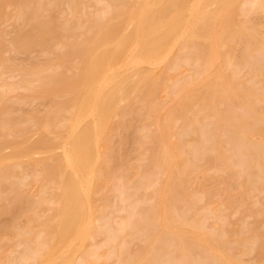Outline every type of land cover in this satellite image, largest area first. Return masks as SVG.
<instances>
[{"label":"bare ground","instance_id":"6f19581e","mask_svg":"<svg viewBox=\"0 0 264 264\" xmlns=\"http://www.w3.org/2000/svg\"><path fill=\"white\" fill-rule=\"evenodd\" d=\"M238 5H241L242 8L246 7V6L249 7V11H246L247 9L242 10V8H238L239 10H241L240 13H244V15H243V17H244L247 13H249V12L251 13L254 10H260V11L263 10L264 9V0H0V20H2V19L5 20V18H7L9 16H10V19H11V17H13L15 20L14 21L15 23L12 24L13 26L14 25L15 26L13 27V31H12L13 41H11L12 45H14L15 48H17L19 51H21L23 53H29L28 55H26L27 58H28V56L30 57V55H31L32 60H33L34 54L32 53L33 54V56H32V54H30V52H32L36 49H39V51H43L45 53L44 54L42 52L43 57H45V56H47L46 52L53 48V46H54L53 44H55V45L60 44V49L58 52L59 65H64V64L68 65L67 63L73 62L72 64L74 65V69L77 71L76 73H74L71 76L60 77V78L56 77L55 75H51L49 72V74H47L46 76L40 77V79L35 80V81L40 82L39 83L41 85L40 90H42L43 92H45V91L47 92L48 90L57 91L58 93L65 95L67 98L65 101H62L59 104V106L56 108V110L52 111V116L50 117V122H49V124L51 126H58V125L60 126V124L63 121H66V123L63 125L64 130H62L64 138H65V143H64L63 149L60 148V150L62 149V151H63L61 156L54 157L55 159L53 160L52 163H43V166L45 167L47 172L50 173L51 178H52L54 185H55L53 187V190L51 191L52 192L51 198L52 199L56 198V201H55V199H54V201L57 202L56 207L54 208L55 209V215L53 217L47 218L44 222L41 223V227L43 230L41 231L40 235L38 234L36 239H34L31 242H25L23 251L20 253V255L17 258L15 257V259H14V261L17 264H21V263H23V264L24 263H28V264H30V263H33V264H107V261L113 257L116 258V260H115L116 263L114 262V264H117L118 262L122 263V264H157V263L159 264V261H161L160 264L161 263L162 264H227L230 262H231V264H235L234 261H232V260L230 261V259L227 260L223 256L215 257V258H213V260H211V258H209V260L211 262L207 263L208 258L205 259V258H201L197 255L195 256L193 254V252H194L193 249H196V248H191L192 245H191V247H189L187 242L184 241V239L178 238V239L174 240L171 237L175 233V229H174L175 227L180 228V229H178V231L179 230L187 231L185 229V227L187 228L189 226L191 228L193 222L188 219L187 214H186L188 212L184 213V212H181V210L179 211L180 213L175 217H170V218L166 217L167 214L165 213L164 205H165V194H166L165 192H167L168 190L164 191L163 190L164 186L163 187L161 186L160 191H158V194H160L161 208L159 209L158 215L156 213L157 218H153V217L147 218V216L145 214V216H146L145 218L138 217V219L135 220L136 217H134L133 212L135 209L134 206H136L137 204L134 202L133 204H135V205L133 206V204L131 202H129L130 198L134 197L135 196L134 194L137 191H139L141 189L145 190L151 184L153 185V184L157 183L156 177L158 176V172H159L158 169H160L162 167V162H163V161L161 162V160L160 161L157 160L159 157L157 159H154V161L152 162L153 166L151 169H148V167H147V170L144 171V173L141 175V177L137 178V181L134 184H132V185L128 184V186L124 185V183L122 182V178H124V176L126 174L125 175L123 174L124 176L121 175V178H120V174H118L122 170L120 167L123 168V166H120L119 168L116 167L117 168L116 174H118V176L116 175V177L117 178L119 177V178H118V180L115 181V184L120 183L119 184L120 186L117 185V186H119L117 188L119 194L116 192V189H115V187H117L116 185H113L114 187L112 186L111 188H114V190L113 189L112 190L117 193L118 198L115 197V199H117V200L119 199V201H120L119 203L118 202L117 203L123 204V205L120 204V205H122V207L117 206L118 210L121 207L120 210H122V211L124 210V213L126 212L125 213L126 215L121 220L119 218L118 220H120V221L118 223L113 222L114 226L111 224V220L109 218L110 216H107L109 214L98 215L96 213L95 204H94L95 199L92 197V193H93V187L92 186L94 184L93 183L94 179L97 177L98 174H103V173L108 174V171H107L108 164H106L107 158H105V156L103 155V153L100 149L101 144H102V140H103L104 128L109 127V125L111 124L110 123L111 116H113L115 114H121L122 109H121L119 104H121L125 98L127 99L128 98L127 96H130L127 94H131L136 89H137L136 91L140 90L143 93V95L146 93V88H147L146 77L147 76H145V77L141 76L142 77L141 78L140 75L141 74L143 75V73H138L139 76H137V72H139L140 68H148L150 66L155 67V65H157V67H158V65H160V63L168 61L173 55H175V53H176V55L174 56V59L171 62L172 71H173V68L176 71V68L178 69L180 64L188 67V66H191L195 62L194 65H196V60L199 57H205L206 63H209V64L204 65V66H209L213 63H216V61L220 58L219 54H218V47L220 45H222L221 43H222L226 33H228L227 43L233 42L235 36L238 39H240L239 42L235 43L236 46L240 45L239 43H241V41L243 42L246 35H248L246 33L247 30L245 27L240 29L241 24L238 27L239 28L238 31H233L232 33H229V31L227 30V23L231 17L232 12L237 10ZM9 6H12L14 8V11L12 14H9L6 11V8ZM96 6H100L99 11H96V10L91 11V12L88 11V9L91 10V7H94L93 9H97ZM84 8H88V9L84 10ZM63 13H66V14L68 13V15L71 14V17H72V19L70 20V25L67 27L66 26H60L61 23L59 25L57 22V18H58L57 16L60 14H63ZM255 15H257V14H255ZM80 20H82V21H80ZM0 22L2 24V21H0ZM62 24H64V23L62 22ZM9 33H11V32H9ZM4 35H5V33H3V37H4ZM1 37H2V35H1ZM76 37H79V40L75 39ZM3 39L0 38V52L3 49V46H2V40ZM5 39H6V37H5ZM241 39H243V40H241ZM235 41H237V40H235ZM11 43L9 45H11ZM12 45H11V47H13ZM250 46H251L250 43L247 42L245 39V44L243 45V47L241 48L239 53H238V51H239L238 49L236 52V49L234 47H231V48H234L235 52L237 53L235 60H233V58H231L232 62L235 61V63L232 65V68L234 67V69H233V71H234L241 66L246 67L250 73V76H251L250 78L253 79L256 76H258V78H260L259 76H264V73L262 72V68L264 67V34L261 37V39L258 38L254 42L253 50L251 53L249 52ZM54 47H56V46H54ZM236 48H238V47H236ZM226 50H227V48L225 49V51ZM11 54H14V53H11ZM18 54L19 53L17 52V55ZM17 55L15 57H17ZM42 55H40V53H39L35 57H37L39 59V57H42ZM11 56L14 57V55H11ZM6 57H7V55L5 56V58ZM15 57H14V61H16V63H17L18 60H16ZM226 57L227 56H224L225 60H226ZM230 57H231V55H230ZM232 57H233V55H232ZM0 58H2V56ZM27 58H26V60L31 59V58L30 59H27ZM20 59H21V57H20ZM20 59H19V62L21 61ZM22 59H24V58L22 57ZM36 59L34 58L33 61H35ZM12 60L13 59H10V61H12ZM23 61H25V59ZM1 62H0V64H1ZM226 65H228L227 68L231 66V64L228 61H227ZM46 66L49 67V63H47ZM68 66H70V65H68ZM209 67L212 68L211 66H209ZM259 67H261V68H259ZM3 69H4V64H3ZM151 70L154 71L155 69H151ZM151 70L148 71V75L151 73ZM168 70H170V69H168ZM207 70L208 69H206V71ZM48 71H49V69H48ZM217 71H218V69H217ZM67 72H68V70H67ZM146 72H144V75L147 74ZM156 73L158 74V72H156ZM213 73L214 72H212V75H213ZM221 73H223V72H221ZM135 74H136L137 79H139V80L142 79L141 82L137 81L138 84H137V82L135 84L133 83L136 80L135 78H134L133 82L130 79ZM188 75L191 78V75L190 74H188ZM199 75H200V73H199ZM220 75H221V77H220L221 80H223L222 74H220ZM230 75H231V72H230ZM186 76H185V78H186ZM206 76H204V77L202 76L199 83L201 81L203 82L204 78L206 80H208L209 74H208L207 78H206ZM20 77H22V76H20ZM10 78H7V79H10ZM127 78L130 79V82H128L129 80H126ZM258 78H257V80H258ZM252 79H250V80H252ZM178 80H177V82L179 84V82L181 81V83H182L184 79L183 80L180 79L179 81ZM125 81H127V84ZM5 82H6V80H5ZM123 82H125V84L127 86L129 83L132 82L133 83L132 87H134L137 84L136 87H134L135 90H133V88H132L131 93H129L130 90L128 91V89L124 87L125 84ZM177 82H174L175 87H177V85H178V84L176 85ZM202 82L200 84H202ZM253 82L254 81H252L251 84L256 85V82H254V83ZM29 84H31V83H29ZM32 84H34V83H32ZM195 84H194V86H195ZM3 85H5V84L3 83ZM226 85H228V84H226ZM166 86H167V84H166ZM171 86H172V89L175 88V87H173V83H171ZM194 86L192 84L193 88H194ZM10 87H12V86H10V85H9V87L6 86V89H8ZM188 87H189V85H188ZM188 87H186L187 90L184 88L186 90L184 92V94H186V92L188 90L189 91L191 90V89H188ZM224 87H227V86H224ZM0 89L2 90V86ZM184 89L182 86H179L176 88V93L178 95H181ZM213 89H214V87H213ZM226 89L229 90L228 87L225 88V90L222 89V90H224V91H222V94L226 91ZM254 90H259V89L255 88ZM263 90H264V88L261 89L260 91L264 93ZM169 92H171V91H169ZM250 92H252V91H250ZM229 93H231V91H229ZM235 94L236 93H234V95ZM262 96L261 97L264 98V94H262ZM55 97H58V96H55ZM178 97L179 96H176V99ZM212 97L213 98L215 97L214 94L211 95V98ZM133 98H135V97H133ZM13 99H14V97H13ZM143 99H145V98H143ZM173 99L176 100L175 97ZM179 99H180V97H179ZM179 99H178V101H179ZM236 99L238 100V98H236ZM14 101H16V100H14ZM126 101L127 100H125L124 102H126ZM133 101H134V99H133ZM173 101H171V103ZM9 102H11V101H9ZM31 102L33 103L35 101H31ZM256 102H257L256 104H258V102H259L258 99ZM37 103H38V101H37ZM65 103H67V104L69 103V105H70L71 109L69 108L70 109L69 113H68V110H67V112L65 111L66 110ZM211 103H212V101H211ZM254 103H255V100L251 99L250 96L244 95L241 102L239 103L240 109L238 107L235 108L237 110L238 109L242 110V112L240 111L241 113H238L235 110L228 108V109L224 110V113L222 115V120L220 121V123L218 124L217 127L208 128L209 123H207L205 125L201 124L200 128L193 130L194 132H196L198 134L197 143L192 145V146H189L190 148L188 147L189 150L187 151V153H189V154L199 155L200 156V157L198 156L199 159L202 158V156H204V157L207 156V154H209L210 152H213L215 150L216 146L218 145V141L216 139H214L215 128H217V130L225 129L223 131L224 133L221 132V134H224L221 137L224 136L223 141H225L226 146L227 145L229 146L228 151L231 152V154H230V160L232 161L231 163L238 168V172L241 174V176L245 177L244 184H246L249 188H252V185L257 181H260V183H261V181H264V111H263V114L256 115V113H255L256 109H255ZM11 104H13V102ZM141 105L142 104L140 102V106ZM32 106L33 105H31L30 107H32ZM50 106H53V105H50ZM194 106H196V104ZM207 106H208V103L206 101L202 102L201 107L203 109H206ZM219 106H220V103H219ZM41 107H42V105H41ZM167 109H169V106L166 108V110ZM23 110H25V107ZM160 110L162 111V109H160ZM185 110H186V108H185ZM199 110L201 111V108ZM220 110H221V108H220ZM133 111L135 112V110H133ZM196 111H198L197 108L194 111L195 114L197 113ZM150 112H151V110H150ZM173 112H175V111L174 110H172V111L168 110L167 113L165 111V113L168 114V116L165 119H164V117H165L164 116L162 121H160V122L158 121L159 125L157 124L159 126V129H160L158 138L162 139L161 141L164 144V145L162 144L164 146L163 150L165 151V153L163 151L164 156H166L165 155V154H167L166 150L170 146V145H168L169 141H167V140H168V137L170 135V128H171L170 125L172 122V113ZM188 112H190V111H188ZM188 112H186V114ZM65 113H66V115L68 113V116H65L64 115ZM1 115L2 114H0V116ZM137 115H136V117H137ZM199 115H200V112H199ZM195 116H197V115H195ZM202 116H204V115H202ZM210 117H212V115H210ZM4 118L1 116L0 119H4ZM131 118L133 119L134 117L131 116ZM139 119H141V118H139ZM206 119H207V116H206ZM208 119H210V118H208ZM144 120H145V118H144ZM195 120H196V118L194 119V121ZM35 121H38V120L36 119ZM134 121H135V119H133V122L132 121L130 122V125H131V123L134 124ZM8 122L10 124V123H13L14 121L10 122V121L6 120L2 124V127L4 125H6ZM196 122H197V120H196ZM186 123H187V121H186ZM125 124H127V123H125ZM152 124H154V123H152ZM152 124H150V125H152ZM210 124H212V123H210ZM44 125H46V124H44ZM189 125H187V127L185 125L186 129L188 128ZM261 125H263V127H261ZM131 126L128 129V134L125 133L127 136H129V130L132 129ZM140 126H142V125H140ZM179 126H180V124H179ZM0 127H1V125H0ZM185 127H184V130L181 131V133H180L181 137L182 136L187 137V135H188L187 133H188L189 129H187V131H185L186 130ZM136 128H139V127H136ZM143 128H145V127H143ZM148 128H146V129L148 130ZM6 129H7V127H6ZM115 129H117V125H116ZM139 130H140V128H139ZM7 131H9V130H7ZM7 131H6V133H7ZM141 132H144V131L142 130ZM173 132H175V131H173ZM50 133H47V134L49 135ZM138 133H139V131H138ZM178 133L179 132H177V134ZM255 133H257V134L259 133L260 136L262 137L261 141H259L258 143L257 142L255 143L251 140V137ZM51 134H54V133H51ZM146 134H147V132H146ZM104 135H107V133ZM135 136L137 137L138 135H135ZM142 136L143 135H141V137ZM30 137L32 138L31 135L28 138H30ZM178 137H179V134H178ZM28 138L26 137L24 140H26ZM118 138H121V137H119V135H118ZM148 138H150V137H148ZM137 139L136 140L133 139V141L140 140V139H138V140ZM145 139H146V137H145ZM175 139L179 140L181 138H175ZM23 141L21 142V144L24 142H27V141H24V142ZM50 141H51V139H50ZM60 141H63V139H61ZM117 141H116V143H117ZM256 141H258V140L256 139ZM134 143H136V142H133V144ZM21 144H19V146L15 145L18 147H15V146H13L12 148H11V146L7 147V148H9L7 152L10 151V153H9L10 155L14 154L13 156L19 157V159L21 156L25 157L23 159H26V157L27 158L30 157L29 159H32L34 156L31 157L30 155H31V153L34 154V152H31V150H32V147H30L31 145H28L27 147H25L23 149V147L21 148V146H22ZM43 144L48 145V142L43 141ZM128 144H129V141H128ZM62 145H63V143H62ZM123 146H124V144H123ZM117 147H118V149L115 147V149H117V151H115V150L114 151L116 154H119V153H117L120 150L119 145ZM17 148L18 149L21 148L23 150L19 149V151H15V149L18 150ZM177 148H178V146H177ZM10 149L14 152H11ZM221 149H222V147H221ZM51 150H54V149H51ZM51 150L50 151L47 150L46 152H49V154H53V152ZM58 150H59V148H58ZM173 150L174 149H172L171 151H173ZM177 150L179 151L180 149L178 148ZM177 150H175V151H177ZM218 150L219 149H217V151ZM103 151H105V150H103ZM161 151H162V149H161ZM175 151H174V153H175ZM180 151L182 152V150H180ZM4 152H6V151H4V149H3V152H0V163L2 162V164L4 163V160H6V159H4L5 157L3 158V156H1V153H3L2 155H4ZM36 152L38 153L39 151H35V153ZM43 152L45 154V151H43ZM50 152H52V153H50ZM56 152H57V149H56V151H54V154H56ZM39 153L41 154L42 151ZM141 153L142 154H140V153L139 154L143 155L142 151H141ZM44 154H43V156H44ZM139 154H138V156H139ZM175 154H173V155H175ZM179 154H180V152L178 153V156H180ZM111 155H112V153H111ZM4 156H6V155H4ZM167 156H169V155H167ZM6 157H12V155L11 156L7 155ZM119 157L120 156H118V158ZM169 158H168L169 163L167 164L168 166L170 164H173L172 162H173L174 157L173 158L169 157ZM178 158H180V157H178ZM189 158H191V157H189ZM8 159H11V158H8ZM13 159L17 160L15 158H13ZM13 159H12V161H13ZM39 159H40V157H39ZM163 159L164 158H162V160ZM193 159H194V157H193ZM118 160H120V159H118ZM137 160H138V158H137ZM142 160H141V162H142ZM227 160H228V158H227ZM10 161L11 160H9V162ZM200 161H202V159ZM228 162L229 161H227V163ZM116 163H117V161H116ZM180 163L182 164L183 162H180ZM191 163H192V161H191ZM111 164H114V163H111ZM189 165H191V164H189ZM199 165H201V164L199 163ZM216 165H218V164H216ZM220 165L222 166V163ZM40 166H42V164ZM182 166H184V163L182 164ZM103 167L106 169L103 170ZM185 167H186V164H185ZM26 168H27V166H26ZM41 168L42 167L36 168V169L42 170ZM137 168H138V166L135 167V169H137ZM169 168H170V166H169ZM21 169H23V168H21ZM222 169H223V167H222ZM26 170H25V172H26ZM31 170L33 171V169H31ZM125 170L122 171V173L123 172L125 173ZM204 170H206V169H204ZM18 171L20 172L19 169H18ZM18 171H17V174H18ZM22 171H24V170H22ZM113 171H115V170H113ZM117 171H119V172L117 173ZM188 171L189 170L187 169V172ZM221 171L219 170L218 172H221ZM168 172H170V171H168ZM182 172H183V170H182ZM199 172H200V170H199ZM223 172H226V171H223ZM22 174H18V176L22 175ZM113 174L115 175V173H113ZM221 174H222V172H221ZM228 174H229V172H228ZM134 175H136V174H133V176ZM222 175H224V174H222ZM231 175H232V173H231ZM112 176L113 175H111V177ZM164 176H165V173H164ZM229 176L230 175H228V177ZM239 176L240 175H238V177H236V178H239ZM19 177H21V176H19ZM116 177L113 176V179ZM224 177H225V175H224ZM234 177H235V175H234ZM234 177H232V178H234ZM169 178H170V175H169ZM219 178H221V177H219ZM23 179H24V177L18 179L19 185H22L21 181ZM126 179H127V175H126ZM129 179H130V177H129ZM164 179L166 180L167 178H164ZM164 179H163L162 184H164V181H165ZM236 180H238V179H235L233 181H236ZM15 181L18 182L17 179ZM117 181H119V182L117 183ZM131 181H133V180H131ZM230 181H232V180H230ZM227 182H228V180H227ZM38 183H40V182H38ZM14 184H15V182H14ZM232 184L233 183L231 182V185ZM262 184H264V182ZM235 185H237V184H235ZM257 185H259V184H257ZM125 186H127V187H125ZM226 186H228V185H226ZM49 187H51V186H49ZM97 187H98V185H97ZM231 187L233 188L234 186H231ZM258 187H260V185ZM57 188H58L59 192H57L55 194L54 192H55V189H57ZM108 188H107V190H108ZM149 188H147V189H149ZM237 188H239V187L237 186ZM263 188H261V189H263ZM127 190H130V191L133 190V193L132 192L128 193ZM152 191H153V189H152ZM227 191H228V189H227ZM262 191L264 192V190H262ZM189 192H192V191H189ZM203 192H204V190H203ZM230 192H231V190H230ZM260 192H261V190H260ZM2 193H3V191H2ZM107 193H110V191ZM192 193H194V192H192ZM251 193L252 192H250V194ZM24 194H26V193H24ZM245 194L246 193H244V196H245ZM262 194H264V193H262ZM4 195L5 194H3V196ZM194 195H192V196L194 197ZM227 195L229 196L230 194H227ZM253 195L254 194H252V197L254 198L255 195L254 196ZM258 195H259V193H258ZM197 196H199V195H197ZM242 196H243V194H242ZM145 197L143 195V198H145ZM230 197H231V195H230ZM51 198H49V199H51ZM143 198H142V200L144 201ZM149 198H147V199H149ZM206 198H207V196H206ZM147 199H146V201H147ZM199 199L201 202L202 197L201 198L199 197ZM239 199L242 200L241 196L239 197ZM245 199L247 201V198H245ZM245 199H244V201H245ZM114 200L112 202H115ZM217 200H219V199H217ZM137 201L136 202L138 204H140V200H137ZM146 201H145V203L149 204V207H150V209L149 208H147V209L152 210L151 208L153 206L150 205L151 202L147 201L148 202L147 203ZM236 201H237V198H236ZM3 202H4V200H3ZM20 202H21V200H20ZM32 202L33 201H31V203ZM221 202H223V201H221ZM242 202H243V200H242ZM242 202H240V203H242ZM142 203L143 202L141 201V204ZM227 203L229 204V202H227ZM249 203L250 202H248V204ZM253 203H254V201H253ZM253 203H251V204H253ZM112 204L116 206V203H112ZM141 204L138 207H140ZM248 204H246V205L248 206ZM110 205H111V203H110ZM218 205L221 206L220 204H218ZM262 205H263V203H262ZM262 205H260V206H262ZM102 206H103V204H102ZM115 206H112L111 208L114 209ZM212 206L213 205H211V208L208 207V209L207 208L206 209L204 208V209L207 212H209L208 210L212 209ZM253 206H254V204H253ZM253 206H252V208H253ZM215 207H217V206L215 205ZM221 207H223V205ZM136 208H137V206H136ZM142 208H143V206H142ZM261 208H263V207H261ZM113 209L111 210L109 208V210H111L113 213L115 211H117V209L116 210L115 209L113 210ZM204 209H202V210H204ZM8 210H10V209H8ZM221 210H223V208H221ZM186 211H188V210H186ZM213 211H215V210H213ZM118 212L120 213L121 211H118ZM212 212L210 210L209 214ZM236 212H238V211H236ZM262 212H264V211H262ZM22 213H23V211H22ZM108 213H110V212H108ZM115 213H117V212H115ZM145 213H147V212L145 211ZM200 213H201V211H200ZM200 213H197V215ZM215 213L216 212H213V214H215ZM219 213L221 214V212H219ZM139 214H138V216H140ZM202 214H204V213H202ZM220 214H218V215H220ZM153 215H154V213H153ZM256 215H257V213H256ZM256 215H255V217H256ZM136 216H137V214H136ZM194 216L196 217V214ZM208 217H211V215L210 216L208 215L206 219H209ZM213 217H211V218H213ZM115 219L116 218L114 217L112 219V221ZM223 220H224V218H223ZM10 221H11V219H10ZM243 221H241V222H243ZM157 222H158V224L163 225L164 227L168 228L166 230L168 231L169 237L164 238L165 234H163V236H162V234H161V236L158 234L159 236H157V237H160V238L155 237L156 235L154 236L153 231H154L155 224ZM223 222H225V220ZM254 223H256V221ZM201 224H203V223H201ZM245 224H241V225L243 226ZM248 225H250V224H248ZM201 226L203 227V225H201ZM221 226H223V225H221ZM192 227H194V226H192ZM197 227H198V225H197ZM232 228L233 227H231V229ZM245 228H243V229H245ZM140 230H142L141 233H140ZM22 231H24V228ZM157 233H159V232H157ZM122 234L127 236L130 239V242H128V241H126V239H124L125 236L122 238ZM98 235L102 236V238H101L102 240L99 243H93V244L88 243V245L90 244L89 245L90 248L88 247V245H87L88 248H86V242L88 241V239H92V241H93V239ZM198 235H200V233ZM139 237L142 238L141 241L144 243V245L142 244L143 246H141V249H139L140 252L138 251L135 255H134V253L130 254L128 251V247H129L128 244H130L131 241L139 239ZM199 237H201V236H199ZM97 238L98 237H96V239ZM263 239H264V237H263ZM93 242H95V240ZM238 242H239V245L242 246V250L244 251V253L248 252L249 254H251L249 251H251L253 249V246L255 245L254 241H252L249 238H243V239H240ZM171 244L176 246L177 253H174V250H176V249H174L170 252H165L166 248H168L169 245H171ZM204 244L206 245V243H204ZM239 245H237V246H239ZM263 246H264V244H263ZM206 247H207V245H206ZM162 252H163V255L160 256ZM259 252H260V250H259ZM199 254H201L202 257H205V256H203V255H205V252H204V254L201 252ZM125 255H127V256H125ZM240 256L241 255H239V257ZM244 256H246V254ZM260 257L262 258V256H260ZM234 258L236 259V257H234ZM237 258H238V256H237ZM241 258H243V254H242ZM258 258H259V256L256 255L253 259L255 261V259H258ZM261 258H259V259H261ZM4 259H5V257H4ZM7 259L8 258L6 257V260ZM10 261H12V260H10ZM242 263H246V262H242ZM4 264H5V262H4ZM263 264H264V261H263Z\"/></svg>","mask_w":264,"mask_h":264},{"label":"rangeland","instance_id":"374dc122","mask_svg":"<svg viewBox=\"0 0 264 264\" xmlns=\"http://www.w3.org/2000/svg\"><path fill=\"white\" fill-rule=\"evenodd\" d=\"M96 7H97V9H93L94 7H91V10H90V9H88L89 8L88 7V8H84V10L88 9V11H90V12L95 11V10L99 11L100 6H96ZM238 8H242L241 5H238L237 10L232 12L231 17L227 23V30L229 31V33H232L233 31H238L239 30L238 27L241 24L240 29L245 27L247 30L246 33L248 35H246L243 42L241 41V43H239L240 45L236 46L235 43L239 42L240 39H238L235 36L233 42L227 43L228 33H226L225 37L221 43L222 45H220L218 47V54H219L220 58L216 61V63H213V64L210 63L211 65H209L213 69L210 68L209 66H204V65L209 64V63H206L205 57H199L196 60V65H194L195 62L192 64L193 66L191 65L188 67L180 64L178 69L176 68V71L174 70V68L172 71L171 62L173 61L174 56L176 55V53H175V55H173L168 61L160 63V65H158V67H157V65H155V67L150 66L148 68H140L139 72H137V76H139L138 73H143V75L141 74L140 77L141 76H144V77L147 76L146 77L147 88H146V93L144 95L140 90H138L139 91L138 92V91H136L137 89L136 90L134 89V87H136V85L138 84L137 81L141 82V80H142V79L141 80L137 79L136 74L133 75L132 78H130L132 80V82L134 81V78L136 79L135 82H133L134 84L137 82V84L134 87H132V85H133L132 82L129 83L130 85L128 84L129 87L126 85L127 81H125L126 84H125V82H123L125 84V85L123 84L124 87L127 88L128 91L130 90L129 93H131L132 88L135 91H133L131 94H127L130 96H127L128 98L127 99L125 98L122 101V103L120 102L121 104H119V105L122 109V112H121L122 115L121 114H115V115L111 116V118H110L111 124L109 125V127H106L103 130V140H102V144H101L100 149H101L103 155L105 156V158H107L106 164H108V168H107L108 174H105V173L98 174L97 177L94 179V182H93L94 184L92 183L93 184V186H92L93 187L92 197L95 199L94 204H95L96 213L98 215L109 214L107 216H110L109 218L111 220V224L114 226L113 222L118 223L126 215L125 214L126 212L124 213V210L123 211L120 210V208L122 207L123 204L122 203H120L122 205L118 204L120 202L119 199L118 200L115 199V197H117V193L119 194L117 188L120 186L119 185L120 183H118L119 181H117L118 184H115V181L118 180V178H119V177L117 178L116 175L118 176V174H120V178H121V175L126 174L127 179H126V175L125 176L123 175L124 178H122V182L124 183V185H127V186H128V184L132 185L137 181V178L141 177V175L144 173V171L147 170V167H148V169L152 168V166H153L152 162L154 161V159H157L159 157L157 160H159V161L161 160V162L162 161L163 162H162V167L160 169H158L159 172H158V176L156 177L157 183L153 184V185L151 184L152 185V186L150 185L151 187L150 186L147 187V188L150 187L151 189L146 188L145 190L141 189V190L137 191L134 194L135 196L130 198L129 202H131L132 204L135 202L137 204L136 205L137 208H136V206H134L135 204H133V206L135 207L134 212H133L134 217H136L135 220H137L138 217L145 218L146 216H147V218L148 217L157 218L156 213L158 215L159 209L161 208L160 194H158V191H160L161 186L162 187L164 186L165 188L163 187V190L164 191L168 190L167 192H165L166 194H165V205H164L165 213L167 214L166 217L167 218L175 217L180 213L179 212L180 210H181V212H184V213L188 212V213H186L187 217L189 220H191L193 222L192 226H194V227L191 226V228L189 226L187 228L185 227V229L187 231H182V230L178 231V229H180V228L175 227L174 228L175 233L173 236H171L174 240L178 239V238L184 239V241L187 242L189 247H191V245H192L191 248H196V249H193L194 250L193 254L195 256L197 255V256H199L201 258H205V259L208 258L207 263L211 262L209 260V258H211V260H213V258H215V257L223 256L227 260L230 259V261L231 260L234 261L235 264H260V263L263 264V261H264V246H263V244H264V239H263V237H264V212H262V211H264V194H262V193H264V192L262 190H264V188H263L264 184H262V183L264 181H261V183H260V181L255 182L252 185V188H249L246 184H244L245 177L241 176V174L238 172V168L231 163L232 162L230 160L231 152L228 151L229 146L228 145L226 146L225 141H223L224 136L221 137L222 135H224V134H221V132L224 133L223 131L225 129L217 130V128H215L214 139H216L218 141V145L216 146L215 150L213 152H210L209 154H207V156H205V157L202 156V158L199 159V157H200L199 155H193V154L187 153V151L190 148L189 146L196 144L198 141V139H197L198 134L196 132H194L193 130L200 128L201 124L205 125L207 123H209L208 128L217 127L218 124L220 123V121L222 120V115H223L225 109L230 108L232 110H235L238 113H241L242 110H239L240 109L239 103L241 102L244 95L250 96L251 99L255 100L254 104H255V109H256V112H255L256 115L263 114L264 98H262L263 97L262 94H264V93L261 92L260 90L264 88V84H263L264 83V76H259L260 78H258V76H256L255 78L252 79V78H250L251 76H250L248 69L246 67H242V66L233 71L234 67L232 68V65L235 63V61L232 62L231 58H233V60H235V57L237 56V53H236L237 49L239 50L238 51V53H239L241 48L245 44V39L251 45L250 49H249L250 53L253 50L254 42L258 38L261 39V37L264 34V9L261 11L260 10H254V11L252 10L253 12H251V13L249 12L243 17L244 13H240L241 10H239ZM243 9L244 10L247 9L246 11H249L248 6L243 7L242 10ZM6 11L9 14H12L14 11V8L12 6H9L6 8ZM255 14H257V15H255ZM57 17H58L57 18L58 24L60 25V23H61L60 26H66L67 27L70 25V20L72 19L71 14L68 15V13L67 14L63 13V14L58 15ZM9 19H10V16L5 18V20L4 19L0 20V21H2V24L0 22V38L1 39L4 38L3 39L4 41L2 40L3 49L0 52V57L2 56V58H3V59L0 58V62L2 61L0 64V76H1L0 77V88L2 86V90L0 89V114H2L1 116L3 118L5 117L4 119H0V125H1V127H0V152H3V149H4V151H6V152H4V155H6V156L12 155V157H6V156L2 155L3 153H1V156H3V158L5 157L4 159H6V160H4L3 164H2V162L0 163V264H4V262H5V264H17L14 261V259H15V257L17 258L20 255V253L23 251L25 242H31L34 239H36L38 234L40 235L41 231L43 230L41 227V223L44 222L47 218L53 217L55 215V209L54 208L56 207L57 202H55L56 198H54L55 201H54V199L51 198L52 197L51 191L53 190V187L55 185H54V182L51 178L50 173L47 172V170L43 166V163H52L53 160L55 159L54 157L61 156V154L63 152L62 149L64 147L65 138H64L62 130H64L63 125L66 123V121H63L60 124V126L59 125L58 126H51L49 124V122H50V117L52 116V111L56 110V108L59 106V104L62 101H65L67 98L65 95H62L61 93H58L57 91L48 90L47 92L46 91L43 92L42 90H40L41 89V85L39 84L40 82L35 81V80L40 79V77L46 76L47 74H49V72L51 75H55L56 77H59V78L60 77H68V76H71L77 72L74 69V65L72 64L73 62L67 63L70 66L65 65V64L59 65L58 52L60 49V44L59 45L53 44L56 47L53 46V48H52L53 50L50 49L47 52L45 51L47 54V56H45V57H43V55H42L43 51H39V49H36V50L30 52V54L33 53L35 59L37 58L35 56L39 53H40V55H42V57H39V59L37 58L35 61H33L34 58L32 60L31 55H30V57L28 56V58H27L26 55H28L29 53H23V52L19 51L11 43V41H13L12 31H13V27L15 26V25L13 26L12 24L15 23L14 22L15 20L13 17H11L10 20ZM80 21H82V20H80ZM62 22L64 24H62ZM2 32L5 33L4 37H3ZM9 32H11V33H9ZM1 35H2V37H1ZM5 37H6V39H5ZM75 39L79 40V37H76ZM235 40H237V41H235ZM241 40H243V39H241ZM10 43L13 47H11V45H9ZM231 47H234L236 49V52H235V49L231 48ZM236 47H238V48H236ZM226 48H227V50L225 51ZM17 52L19 53L18 55H17ZM11 53H14V54H11ZM33 54H32V56H33ZM6 55H7V57L5 58ZM11 55H14V57L17 55V57H15V58H16V60H18V62H19V59L21 57V59H20L21 61L19 63L18 62L16 63V61H14V57ZM230 55H231V57H230ZM232 55H233V57H232ZM224 56H227L226 60L231 64V66L229 65L230 67H228V68H227L228 65H226L227 61L225 60ZM22 57L25 59V61L27 63L25 61H23L24 59H22ZM9 58L13 59V60L10 61ZM26 58L27 59L31 58L30 59L31 61L26 60ZM47 63H49V67L46 66ZM3 64H4V69H3ZM259 68H261V67H259ZM48 69H49V71H48ZM151 69H155V70L153 71ZM168 69H170L171 71ZM206 69H208V70L206 71ZM217 69H218V71H217ZM67 70H68V72H67ZM149 70H151V73L149 72L150 74L148 75ZM144 72H146L147 74L144 75ZM156 72H158V74ZM212 72H214L213 75H212ZM221 72H223V73H221ZM230 72H231V75H230ZM262 72L264 73V67L262 68ZM199 73H200V75H199ZM188 74L191 75V78ZM208 74H209V76H208ZM220 74H222L223 80H221ZM206 75L208 76V80H206L204 78L203 82L201 81L202 84H200L201 82L199 83V81L201 80L202 76L204 77ZM20 76H22V77H20ZM185 76H186V78H185ZM207 76H206V78H207ZM7 78H10V79H7ZM257 78H258V80H257ZM130 79L127 78L126 80H129L128 82H130ZM178 79L179 80L184 79V80L182 83L180 81L178 84V82H177ZM250 79H252V80H250ZM5 80H6V82H5ZM252 81L256 82V85H252L251 84ZM174 82H177L176 83V85L178 84L177 87L182 86L183 89L185 88L186 90H187L186 87H188V85H189L188 89H191V90L190 91L188 90L186 92V94H184V92L186 91L184 89L182 94L178 95L176 93L177 87H175ZM3 83L5 85H3ZM29 83H31V84H29ZM32 83H34V84H32ZM171 83H173V87H175V88H173L174 90L172 89ZM166 84H167V86H166ZM192 84H193V86L195 84L194 88L192 87ZM226 84H228V85H226ZM9 85L12 87L6 89V86L9 87ZM224 86H227L229 90L226 89V91L222 94V91H224L225 88H227ZM213 87H214V89H213ZM255 88H257L259 90H254ZM222 89H224V90H222ZM169 91H171V92H169ZM229 91H231L232 94L229 93ZM250 91H252L253 93ZM233 92L236 94L234 95ZM213 94L215 97L211 98V95H213ZM55 96H58V97H55ZM176 96H179L180 99H179V97L176 99ZM13 97H14V99H13ZM133 97H135V98H133ZM174 97L176 100L173 99ZM143 98H145V99H143ZM236 98H238L239 101ZM133 99H134V101H133ZM178 99H179V101H178ZM257 99L259 101L258 104H256ZM14 100H16V101H14ZM125 100H127V101L124 102ZM9 101H11V102H9ZM31 101H35L36 103L35 102L32 103ZM37 101H38V103H37ZM171 101H173V102L171 103ZM204 101H206L208 103V106L206 107V109H203L201 107V104ZM211 101H212V103H211ZM12 102H13V104H11ZM140 102L142 104L141 106H140ZM260 102L261 103L263 102V103L261 104ZM143 103L144 104L146 103V104L144 105ZM219 103H220V106H219ZM195 104H196V106H194ZM31 105H33L32 106L33 108L30 107ZM41 105H42V107H41ZM50 105H53V106H50ZM168 106H169V109L166 110V108ZM24 107H25V110H23ZM219 107L221 108V110ZM236 107H238L239 109L238 110L235 109ZM65 108H66L65 111L67 112V110H68V113H69V111L71 109L69 103L68 104L65 103ZM185 108H186V110H185ZM196 108L200 112V115H199L198 111H196L197 112L196 114L194 113ZM200 108H201V111L199 110ZM160 109H162V111ZM133 110H135V112ZM150 110H151V112H150ZM164 110L166 111V113L168 110H170V111L174 110L175 111L172 113V122L170 125L171 126L170 135H169L168 140H167V141H169L168 145H170L169 146L170 148L169 147L167 148V150H166L167 154H165L166 156L163 155V151H164L163 145L164 144L161 141L162 139L158 138V135L160 132V129L158 126L159 125L158 121L160 122L163 120L164 116H165L164 119L168 116V114H166ZM188 111H190V112H188ZM186 112H188V113L186 114ZM68 113H67V115H66V113L64 115L68 116ZM136 115H137V117H136ZM195 115H197V116H195ZM202 115H204V116H202ZM210 115H212V117H210ZM1 116H0V118H1ZM131 116L134 117L133 119H135L134 124L131 123V125L133 127L130 125V122L131 121L133 122V119L131 118ZM206 116H207V119H206ZM139 118H141V119H139ZM144 118H145V120H144ZM195 118H196L197 122H196V120L194 121ZM208 118H210V119H208ZM5 119L7 121H10V122L14 121V122L10 123V124L8 122L6 125H4L2 127V124L4 123V121H6ZM36 119L38 121H35ZM186 121L188 124L186 123ZM125 123H127V124H125ZM152 123H154V124H152ZM210 123H212V124H210ZM44 124H46V125H44ZM148 124L149 125L152 124V125L149 126ZM179 124H180V126H179ZM116 125H117V129H115ZM129 125L131 126L132 129L130 128L131 130H129V136H127L125 133L128 134V129L130 127ZM140 125H142V126H140ZM185 125H186V127H187V125H189L187 128V129H189V131L187 133L188 135L186 134L187 137L186 136L181 137L180 133H181V131L184 130ZM6 127H7V129H6ZM136 127H139L140 130L141 131L143 130L144 132H141L139 130V128H136ZM143 127H145V128H143ZM186 127H185V129H186ZM261 127H263V125H261ZM146 128H148V130ZM187 129L185 131H187ZM7 130H9V131H7ZM6 131H7V133H6ZM138 131H139V133H138ZM173 131H175V132H173ZM50 132L54 133V134H51ZM146 132H147V134H146ZM177 132H179L178 133L179 137H178ZM47 133H50V134L48 135ZM106 133H107V135H104ZM191 133L192 134L194 133V134L192 135ZM140 134L143 136L141 137ZM30 135L32 136V138L31 137L28 138ZM118 135L121 138H118ZM135 135H138V136L140 135V136L136 137ZM26 137L28 139L24 140ZM145 137H146V139H145ZM148 137H150V138H148ZM135 138L136 139L138 138L140 140L137 139L138 141H133V139L136 140ZM175 138H181L182 140L181 139L178 140ZM50 139H51V141H50ZM61 139H63V141H60ZM256 139L258 141H256ZM261 139H262V137L260 136L259 133L258 134L255 133L251 137V140L255 143L256 142L258 143L259 141H261ZM23 140L27 141V142H24ZM22 141L25 144L24 143L21 144ZM43 141L48 142V145H44ZM116 141H117V143H116ZM128 141H129V144H128ZM133 142H136V143L133 144ZM62 143H63V145H62ZM19 144L22 145V146L21 145L20 146H21V148L23 147V149L25 147H27L28 145H31L30 146V147H32L31 152H34V154L31 153L30 156L31 157L34 156V157L32 159H29L30 157L29 158L26 157V159H23L25 157L21 156L19 159V157H14L13 156L14 154L10 155L9 154L10 151L7 152L9 149L7 147L11 146V148H12L15 145L19 146ZM123 144H124V146H123ZM118 145H119L120 150H119V152H117L119 154H116L115 151H117ZM18 146H15V147H18ZM177 146L180 150H182V152L180 150L179 151L177 150L178 149ZM115 147L117 149H115ZM221 147H222V149H221ZM21 148H19V149H21ZM58 148H59V150H58ZM60 148H62V149L60 150ZM19 149L18 150L15 149V151H19ZM23 149H21V150H23ZM51 149H54V150H51ZM56 149H57V152H56V154H54V151H56ZM161 149H162V151H161ZM170 149L171 150L174 149V150L171 151ZM217 149H219V150L217 151ZM47 150L48 151L51 150L53 152V154H49V152H46ZM103 150H105V151H103ZM175 150H177V151H175ZM35 151H39V152L42 151V153H41L42 155L39 152H38L39 154L37 152H36L37 153L36 154ZM43 151H45V154ZM141 151L143 152V155H140V154H142ZM174 151L176 154L174 153ZM11 152H14V151L11 150ZM52 152H50V153H52ZM179 152H180V154H179L180 156H178ZM111 153H112V155H111ZM164 153H165V151H164ZM172 153L175 155H173ZM43 154H44V156H43ZM138 154H139V156H138ZM167 155H169V156H167ZM118 156H120V157L118 158ZM39 157H40V159H39ZM169 157H172V158L174 157L173 162H172L173 164L169 165L170 168L167 165L169 163V160H168ZM178 157H180V158H178ZM189 157H191V158H189ZM193 157H194V159H193ZM226 157L228 158V160ZM8 158H11V159H8ZM13 158H15L17 160H14ZM137 158H138V160H137ZM162 158H164V159L162 160ZM12 159H13V161H12ZM118 159H120V160H118ZM201 159H202V161H200ZM9 160H11V161L9 162ZM141 160H142V162H141ZM116 161H117V163H116ZM191 161H192V163H191ZM227 161H229V162L227 163ZM180 162H183L184 166H182L183 163L181 164ZM111 163H114V164H111ZM199 163L202 166L199 165ZM221 163H222V166L220 165ZM41 164H42V166H40ZM185 164H186V167H185ZM189 164H191V165H189ZM216 164H218V165H216ZM26 166H27V168L28 167L29 168L27 169ZM120 166H123V168ZM137 166H138V168L135 169V167H137ZM40 167H42L41 168L42 170L36 169V168H40ZM116 167L117 168L120 167L122 169L121 171L119 170L120 172L117 171V173L119 172L118 174H116V170H117ZM222 167H223V169H222ZM17 168L20 170V172L18 171ZM21 168H23V169H21ZM124 168L125 169L127 168V169L125 170ZM31 169H33V171ZM105 169L106 168L103 167V170H105ZM181 169L183 170V172ZM187 169L189 170L188 172H187ZM204 169H206V170H204ZM22 170H24V171H22ZM25 170H26V172H25ZM113 170H115V171H113ZM124 170H125V173L124 172L122 173V171H124ZM199 170H200V172H199ZM219 170L220 171L222 170L221 172H222V174L225 175V177H224V175L221 174V172H218ZM17 171H18V174L23 173L22 175H19L21 177L18 176ZM168 171H170V172H168ZM223 171H226V172H223ZM228 172H229V174H228ZM113 173H115V175ZM164 173H165V176H164ZM231 173H232V175H231ZM110 174L116 177V178H114L115 180L113 179V176L111 177ZM133 174H136V175L133 176ZM169 175H170V178H169ZM228 175H230L229 176L230 178L228 177ZM234 175H235V177H234ZM238 175H240L239 178H236V177H238ZM23 177H24V179L21 181L22 185H19L18 179L23 178ZM129 177H130V179H129ZM219 177H221L222 179ZM232 177H234V178H232ZM164 178H167V179L165 180ZM16 179L18 182L15 181ZM163 179L165 180L164 184H162ZM235 179H238V180L233 181ZM131 180H133V181H131ZM227 180H228V182H227ZM230 180H232V181H230ZM14 182H15V184L16 183L17 184L15 185ZM38 182H40V183H38ZM231 182L233 183L232 185H231ZM235 184H237V185H235ZM257 184H259L260 187H258L259 185H257ZM97 185H98V187H97ZM113 185H116V186L119 185V186L115 187L117 193L115 191H113L114 188H111ZM226 185H228V186H226ZM49 186H51L52 188ZM127 186H125V187H127ZM231 186H234L233 187L234 189ZM237 186L239 188H237ZM107 188H108V190H107ZM261 188H263V189H261ZM152 189H153V191L155 189L156 190L153 192ZM227 189H228V191H227ZM259 189L261 190L262 193L260 192ZM203 190H204V192H203ZM230 190H231V192H230ZM2 191H3V193H2ZM109 191H110V193H107ZM189 191H192L194 193L189 192ZM57 192H59L58 188L55 189L54 193L56 194ZM127 192L133 193V190H131V191L127 190ZM250 192H252V193L250 194ZM24 193H26V194H24ZM241 193L243 194V196ZM244 193H246L245 196H244ZM258 193H259V195H258ZM3 194H5V195L3 196ZM142 194L144 195V197L145 196L146 197L143 198ZM227 194H230L231 197H230V195L228 196ZM252 194L255 195V196L253 195L254 198L252 197ZM192 195H194V197ZM197 195H199V196H197ZM206 196H207V198H206ZM240 196H241V199L243 200V202H242V200L239 199ZM48 197L51 199H49ZM199 197L200 198L202 197L201 202H200ZM142 198L144 199V201L142 200ZM147 198H149L150 200ZM236 198H237V201H236ZM245 198H247V201L250 202L249 204ZM146 199L148 202L149 201L151 202L150 205L153 206L151 208L152 210L147 209V208L150 209V207H149V204L145 203ZM217 199H219V200H217ZM244 199H245V201H244ZM3 200H4V202H3ZM20 200L22 203L20 202ZM113 200L115 202H112ZM137 200H140V204H141V201L143 202L140 207H138L140 204H138L139 202ZM31 201H33V202L31 203ZM221 201H223V202H221ZM253 201H254V203H253ZM225 202L226 203L229 202V204L228 203L226 204ZM240 202H242V203H240ZM110 203H111V205H110ZM112 203H116V206L113 205ZM251 203H253L254 206ZM262 203H263V205H262ZM102 204H103V206H102ZM218 204H220L221 206L223 205V207L219 206ZM246 204H248V206ZM211 205H213L212 209L214 208L213 210H215V211L210 209ZM215 205L217 207H215ZM251 205L253 206V208ZM260 205H262V206H260ZM112 206H115L114 209L115 210L117 209V211H115L117 213H115V212L113 213L111 211L113 209V208H111ZM117 206L118 207L121 206L119 208V210H118ZM142 206H143V208H142ZM208 207H210L209 209L211 210V212L213 211L216 213L213 214V212H212L209 214L210 210H208L209 212H207L205 210L206 208L208 209ZM261 207H263V208H261ZM109 208L111 210H109ZM221 208H223V210H221ZM8 209H10V210H8ZM202 209H204V210H202ZM186 210H188V211H186ZM22 211H23V213H22ZM118 211H121V212L119 213ZM145 211L147 213H145ZM200 211H201V213H200ZM236 211H238V212H236ZM108 212H110L111 214ZM219 212H221V214ZM255 212L257 213V215ZM153 213H154V215H153ZM197 213H200V214L197 215ZM202 213H204V214H202ZM136 214H137V216H136ZM138 214L140 216H138ZM145 214H146V216H145ZM195 214H196V217L194 216ZM218 214H220V215H218ZM208 215L209 216L211 215V217H213V216L214 217L213 218L208 217L209 219H206ZM255 215H256V217H255ZM114 217L116 219L112 221V219ZM119 218H120V220H118ZM223 218H224L225 222H223L224 221ZM10 219H11V221H10ZM240 220L241 221L244 220V221L241 222ZM255 221H256V223H254ZM220 222L221 223L223 222V223L221 224ZM201 223H203V224H201ZM240 223L241 224L246 223V224L242 226ZM157 224H158V222L155 224V227H154V231H153L154 236L155 235H156L155 237H157L159 235L161 236V234L163 236V234H165L164 238L169 237L168 231L166 230L168 228L164 227L163 225H160V224L157 225ZM200 224L203 225V227ZM220 224L223 226H221ZM248 224H250V225H248ZM197 225H198V227H197ZM231 227H233V228L231 229ZM23 228H24L25 232L22 231ZM243 228H245V229H243ZM141 231L142 230H140V233H141ZM157 232H159V233H157ZM199 233H200V235H198ZM124 236L125 235L122 234V238ZM199 236H201V237H199ZM96 237H98V238L96 239ZM96 237L93 239V241L95 240V242H93L92 239H88V241L86 242V248H88V247L90 248V246H89L90 244L99 243L102 240L101 235H98ZM157 238H160V237H157ZM243 238H249L255 242L253 249L251 251H249L251 254H249L248 252L244 253V251L242 250V246L239 245L238 241L240 239H243ZM124 239H126V241L130 242V239L127 236H125ZM141 239L142 238L139 237V239L131 241V243L128 244L129 245L128 251L130 254L134 253V255H135L139 251V249H141V246L144 245V243L141 241ZM88 243H90V244L88 245ZM204 243H206L208 248L206 247V245ZM87 245H88V247H87ZM237 245H239V246H237ZM174 249H176V246L171 244V245H169L168 248H166L165 252H170ZM259 250H260V252H259ZM200 252L203 254L205 252V255H203L205 257H202L201 254H199ZM174 253H177V249L174 250ZM242 254H243V258H241ZM245 254H246V256H244ZM127 255H125V256H127ZM162 255H163V252L161 253L160 256H162ZM239 255H241V256L239 257ZM256 255H258L259 258H261L260 256H262V258L261 259H259V258L255 259V261H254L253 258ZM3 256L5 257V259ZM237 256H238V258H237ZM6 257L8 258L7 259L8 261L6 260ZM234 257H236V259ZM10 260H12V261H10ZM115 260H116V258L113 257L107 261V264H114V262L116 263ZM160 262L161 261H159V264H160ZM242 262H246V263H242ZM21 264H23V263H21ZM24 264H28V263H24ZM30 264H33V263H30ZM119 264H122V263H119ZM227 264H231V262L227 263Z\"/></svg>","mask_w":264,"mask_h":264}]
</instances>
